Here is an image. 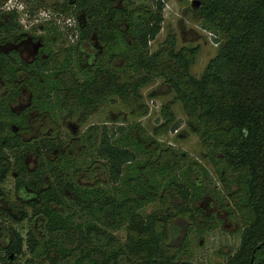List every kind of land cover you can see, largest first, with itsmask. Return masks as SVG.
Wrapping results in <instances>:
<instances>
[{
	"label": "trees",
	"instance_id": "1",
	"mask_svg": "<svg viewBox=\"0 0 264 264\" xmlns=\"http://www.w3.org/2000/svg\"><path fill=\"white\" fill-rule=\"evenodd\" d=\"M37 1L40 8L43 3ZM151 1L153 7H135L133 2L116 6L113 0H63L51 6L58 16L83 19L77 29L81 41L99 34L105 50L91 67L78 47L60 46L50 34L35 61L23 60L16 46L29 33L16 10H3L9 0H0V46L12 48L8 54L0 52V74L14 87L16 75L22 73L21 86L33 96L38 116L55 125L61 115H80L85 123L114 96L135 115L145 116L141 90L163 79L206 150L228 194L229 212L235 213L242 230L238 250L223 264H264V0H203L198 15L219 49L200 78L191 74L200 47L177 50L176 39L168 36L150 54L149 45L164 22L163 0ZM18 92L13 88L9 99L0 100V199L7 198L5 183L12 172L29 178L28 153L35 148L40 154L54 152V160L38 156V169L30 175L35 177L28 180L30 188H44L41 202L31 206L45 219L49 237L40 241L30 231L24 239L14 230L10 247L0 244V263L13 254L17 260L27 246L30 259L24 261L30 264H193L184 259L190 254L189 233L196 231L202 238L222 224L202 203L211 196L221 207L224 204L219 193L207 189V179L194 182L196 162L188 154L156 139L181 127L171 105L162 108L164 124L154 135L139 122L93 127L80 138L82 156L74 157L67 154L61 135L35 144L13 135L12 126L29 129L9 107ZM94 165L102 167L107 181L100 186L81 184L77 178L82 169L87 172ZM157 202L161 210L145 215ZM170 205L190 219L177 251L164 242V229L175 217ZM55 206L66 208L68 214ZM12 218L0 206L3 232L13 228L11 222L17 223ZM121 231L125 240L114 236Z\"/></svg>",
	"mask_w": 264,
	"mask_h": 264
},
{
	"label": "rangeland",
	"instance_id": "2",
	"mask_svg": "<svg viewBox=\"0 0 264 264\" xmlns=\"http://www.w3.org/2000/svg\"><path fill=\"white\" fill-rule=\"evenodd\" d=\"M62 1L39 0L43 5L37 8V0H9L3 10L6 12L16 10L19 22L29 33L28 41L21 49L23 59L29 62L35 61L36 50L40 48L39 44L50 34L53 40H58L60 46L64 43L66 46L73 45L78 47L83 53L85 65L95 66L105 50L99 34L95 32L90 40L81 41L77 29L83 25V19L63 15L58 16L51 8L52 5L62 3ZM123 1L127 2L126 5L133 2L135 7H153L151 0H114L116 5H121ZM198 1L200 5L196 8L193 6V0H163L164 22L162 31L149 45L150 54H153L158 51L160 45L168 36H172L176 39L177 50L200 47V55L191 69V74L195 78L201 77L207 64L217 55L219 49L214 36L203 28V22L198 15V11L203 5V0ZM56 34H61V37ZM33 36L43 37L44 39L36 40ZM61 57L60 55V59ZM75 60L77 61V58ZM116 63L121 64L122 62L121 60H116ZM5 91V87L0 86V99ZM141 95L147 110L145 116L135 115L129 106L123 104L118 97L114 96L97 108L85 123H81L80 115H74L70 118H67L66 115H61L57 125L48 121L38 120L32 123L33 131L31 134L26 135L25 138L31 140L36 136L46 137L51 135L50 137H52L61 135L62 140L67 145L68 152L74 157H81L84 147L80 143V138L89 129L93 127L101 128L105 125L109 128H116L122 124L127 125L139 122L150 135H154L155 130H160L159 128L164 124L162 108L165 105H171L176 120L181 123V127L177 131H168L155 136L156 139L166 147H172L188 154L189 158L196 162L195 170L197 173L193 176L194 182L202 184L207 179V189L216 194L219 193L220 198H223L224 204L221 207L211 196H208L202 203L201 206L204 207L207 214L210 216L214 215L222 221V224L216 230L203 234L202 238L196 234V231H191L188 237L191 241L190 254L184 256V259L193 264H223L228 255H233L238 250L242 233L235 213L229 212L231 205L227 199L228 194L223 191L222 184L216 175V170L211 166L200 139L188 126L187 116L182 106L175 100V95L165 84L164 80L161 78L155 79L149 86L141 90ZM27 100L28 96H24L22 102L18 105V109L23 108L27 104ZM29 166L31 169L36 166L33 159H30ZM202 169L207 174H204ZM78 180L85 185L100 186L107 181V175L101 166L94 165V168L87 172L83 168ZM13 182V180H9L8 187L5 189L8 198L0 199V206L4 209L16 207L18 210L13 211V213L17 218H23L27 215V221L23 225L24 228L17 229L24 239H27V232L31 231L37 240H47L49 235L45 229V219L42 215L37 216L29 206L22 208L20 206L21 203L15 201L17 198L29 200L31 197H28L25 192L17 193L12 186ZM232 191H234V188ZM161 207V204L157 202L147 208L145 215L160 211ZM170 207H172L171 214H174L175 217L164 229L167 234L164 242H166V246L171 251H177L185 235V230L189 229L190 219L189 215L182 213V210L176 209L175 206L170 205ZM55 208L63 215L68 214V210L64 207L55 206ZM158 227L160 231L163 230L162 224H159ZM114 236L122 240L126 238V234L123 231L115 233ZM11 238L10 235H7L1 243L6 246L11 241ZM100 242H104V240L100 238ZM26 259H30V255L27 249H24L23 258L20 259V262ZM58 264H71V261H62Z\"/></svg>",
	"mask_w": 264,
	"mask_h": 264
},
{
	"label": "flooded vegetation",
	"instance_id": "3",
	"mask_svg": "<svg viewBox=\"0 0 264 264\" xmlns=\"http://www.w3.org/2000/svg\"><path fill=\"white\" fill-rule=\"evenodd\" d=\"M123 2H126V1H123ZM116 6H120V5H116ZM193 6H194V4H193ZM196 8H198V7H196ZM27 41H28V39L25 42L19 43L16 46V50L18 51V53H19V55L21 56L22 59H23V57H22V54H21V49H22L23 45L26 44ZM39 46H40L39 49H37V50L35 49L36 50V58L39 55V52H40V50L42 48V43H40ZM10 49H12L10 46H0V52H4L5 54H8L10 52ZM27 62H29V61H27ZM30 62H33V61H30ZM23 79H24V76H23L22 73L17 74L16 75V79H15V82L17 83V85H15L13 87V85H10L9 83H7L4 80L3 76L0 74V86L5 87V90H6L5 92H3V95H2V97H1L0 100L9 99L10 98V94H11L13 88L16 89L17 91H19L18 92V96L14 97L12 99L13 101L9 103V107H10L11 111L16 115V117H18L17 119L25 120L26 123H27V125H28L27 127H29V129H24L22 126H16V125L15 126H12L15 129V131L13 132V135L16 134L26 144H28V143L29 144H35L38 140L54 139L55 136L50 137L51 135L50 136L47 135L46 137L45 136L44 137L36 136V137L32 138L31 140H27L25 138L26 135H29V134L32 133L33 129H32V126L31 125H32L33 122H36L38 120H43V121H48L50 123H53V121L49 120L48 118L47 119L46 118H43V117L40 118L38 116L37 110L33 107V96L31 94H29L28 91L23 90V88L21 86V81ZM24 96H28L27 104L23 108L18 109V105L22 102V99H23ZM66 152H67V154H70L68 152V148H67ZM39 155L40 156L41 155L42 156H45L46 154L45 153L44 154H40V151L35 148V151L28 153V156L25 159L26 171L29 174V175H26V176H29V178H23V176L20 177V175L17 174L16 172H12L11 173V176L9 177V179L5 183V188H7L8 187L7 185L9 184V180L10 179L13 180L14 182H13L12 186L14 187L15 191H17V193L18 192H20V193L21 192H25L28 195V197L29 196L31 197V199H29V200L28 199H25L24 200L23 198H17L15 201L17 203L18 202L21 203L20 206L22 208H25V206H29L32 209V211H33V208L31 206V204L40 203L41 202V192L44 189V188H42L40 191H36V190H34V189H32V188H30L28 186V182H29L28 180L35 177V175L33 177H31L30 175L31 174H34L36 172V170L38 169L39 163H38V159L37 158H38ZM54 156H55L54 152H50L45 157H47L49 160L50 159L51 160H54ZM30 159H33V162L36 165L32 169L29 166ZM24 179H26L25 180L26 182H23ZM77 180H78V178H77ZM34 184L36 185L37 183L35 182ZM81 184H83V183H81ZM7 198H8V194H7ZM5 210L8 211V213L11 216V219H13L12 217H14L15 221L17 222L16 224H13V222H11L12 223V226H13V228L12 227L11 228L13 230L11 228H8L9 231H6V232H3L2 229H1V227L4 226L6 223L3 224V225H0L1 226L0 227V244L2 245L3 248L6 249V248L10 247V245L12 243V240H13V237H14V230H16L18 232V230L16 228H21V229L24 228L23 225L25 224V221H27V215H25L23 218H17V216L13 213V211H17L18 210L16 207L8 208V209H5ZM33 212L35 213V211H33ZM29 232H27V234ZM7 235H10L12 238H11V241L6 246H4L1 243V241ZM26 248H27V246L24 247V249H26ZM12 256L13 257H11V256L9 257V260L8 261H3L0 264H17V262L19 263L20 262V259L23 258V255H21V256H19V258L17 260H15L14 259L15 258V255L13 254ZM23 264H30V263H27V261H24Z\"/></svg>",
	"mask_w": 264,
	"mask_h": 264
},
{
	"label": "water",
	"instance_id": "4",
	"mask_svg": "<svg viewBox=\"0 0 264 264\" xmlns=\"http://www.w3.org/2000/svg\"><path fill=\"white\" fill-rule=\"evenodd\" d=\"M194 1V6L198 7L200 5V2L198 0H193ZM13 257V256H11Z\"/></svg>",
	"mask_w": 264,
	"mask_h": 264
}]
</instances>
